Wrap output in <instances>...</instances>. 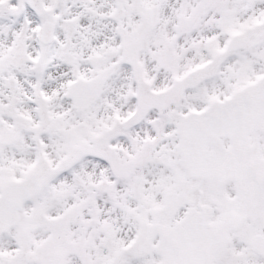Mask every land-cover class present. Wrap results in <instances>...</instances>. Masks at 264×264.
<instances>
[{"label":"snow or ice","instance_id":"1","mask_svg":"<svg viewBox=\"0 0 264 264\" xmlns=\"http://www.w3.org/2000/svg\"><path fill=\"white\" fill-rule=\"evenodd\" d=\"M0 264H264V0H0Z\"/></svg>","mask_w":264,"mask_h":264}]
</instances>
